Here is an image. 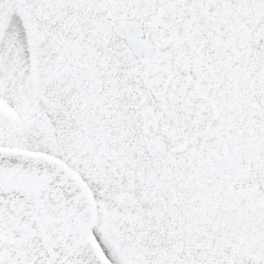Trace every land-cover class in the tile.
<instances>
[{"label": "snow or ice", "instance_id": "obj_1", "mask_svg": "<svg viewBox=\"0 0 264 264\" xmlns=\"http://www.w3.org/2000/svg\"><path fill=\"white\" fill-rule=\"evenodd\" d=\"M0 264H264V0H0Z\"/></svg>", "mask_w": 264, "mask_h": 264}]
</instances>
